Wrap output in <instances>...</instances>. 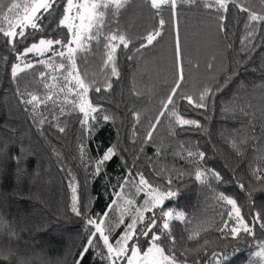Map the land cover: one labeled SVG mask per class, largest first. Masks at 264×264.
I'll return each instance as SVG.
<instances>
[{"label": "trees", "instance_id": "16d2710c", "mask_svg": "<svg viewBox=\"0 0 264 264\" xmlns=\"http://www.w3.org/2000/svg\"><path fill=\"white\" fill-rule=\"evenodd\" d=\"M11 2L0 0V5ZM15 2L23 4L25 0ZM244 2L261 10L260 0ZM162 15L168 21L162 36L137 54L135 48L139 47V38L157 25L158 18L145 0H129L121 11L119 25L134 44L130 49L118 51L120 78L112 79L111 91L89 94L93 103H102L106 109V112L97 113L96 132L91 139L86 138L75 114L60 118V126L66 128L63 133L57 130L55 121L42 126L43 134L38 131L16 96L18 86L21 92L26 88L28 91L40 90L35 73L29 71L17 82L12 80L10 64L14 54L6 43L7 38L0 35V58L8 59L7 63L0 59V221L8 226L0 227V249L11 248L15 253L10 264H18L21 259L28 264H73L90 234L86 220L106 210L113 199V186L122 182L128 168L133 169V175L143 172L154 184L164 183L162 178L156 177L162 170L165 177L169 173L175 176L176 171L185 173L182 180H174L179 196L165 204V208L184 211L191 221L187 225L173 222L178 248H195L208 240V256L212 251L230 254L225 264H248L250 259L259 260L251 256L264 241V230L258 224L254 236L241 234L237 239L230 236L221 239L215 229L222 226V220L228 219L230 210V206L217 202L219 192L237 200L245 220L251 222L257 212L264 218V180L258 181L252 175L253 169H259L257 174L264 176V47L242 51L244 46L240 38L245 34L242 22L246 17L238 14L234 5H229L226 33L219 32L214 13L210 15L199 6H178L184 75L179 93L197 98L206 87L212 92L205 109H195L176 97L181 114L188 119L200 120V129L175 124L170 127L164 117L152 142L144 143L149 125L160 109V101L177 79L175 33L167 7ZM237 19L241 22L237 23ZM255 43H264V26ZM23 46L18 45V49ZM127 56L135 58L128 60ZM100 64V54L95 52L90 55L87 65L81 64V70L86 67L90 78L96 74L103 83ZM40 70L43 69L37 68L36 72ZM133 81L140 96L133 95ZM226 107L230 109L227 112ZM240 108L244 112L239 111ZM43 111L51 120L49 112ZM133 111L141 113L138 124L132 116ZM105 114L114 115L115 119L105 123L102 119ZM234 138L247 140L241 148L242 155L230 146L229 142ZM81 142L86 145L83 161L78 150ZM113 145L118 154L104 166L106 175L93 178L95 159ZM157 148L162 149L159 156L156 155ZM188 151L204 152L202 164L197 165L193 158H188ZM197 166L219 172L223 182L211 180L209 185H202L195 181L194 175L189 174L194 173ZM75 182L79 184L77 192L83 218L70 210L72 193L69 184ZM240 183L245 185L243 190L238 187ZM229 223L234 224V221ZM205 228L210 230L202 232L196 241L187 240L189 232L186 229ZM9 230L16 235L10 238ZM181 235L184 240L179 243ZM99 250L105 251L102 247ZM199 255L202 261L208 258L203 251ZM83 264L104 262L90 250Z\"/></svg>", "mask_w": 264, "mask_h": 264}, {"label": "snow or ice", "instance_id": "6c2138e0", "mask_svg": "<svg viewBox=\"0 0 264 264\" xmlns=\"http://www.w3.org/2000/svg\"><path fill=\"white\" fill-rule=\"evenodd\" d=\"M151 9L155 10L158 23L146 34L139 38V47L135 52L139 54L142 49L152 46L163 34L165 25L168 23L163 18L162 12L165 7L169 9L172 23V31L175 33L174 55L177 64V79L167 96L160 101V109L150 123L144 137V143H151L154 133L157 131L162 118L167 117L169 126H194L196 129L202 127L200 120L188 119L179 111L176 97L187 101L189 106L195 109L208 107L206 100L212 92L211 88H205L198 94L197 98L192 95H181L179 90L184 79L182 66V50L179 36L178 6H199L208 11L210 15L215 14L218 30L221 33L228 31L227 12L229 5H234L238 14H244L243 28L245 34L240 38L242 51H251L256 47H264V43L256 44L258 33L264 26V0L261 2V10H256L244 0H145ZM129 4V0H25L23 4L12 0L11 3L0 5V35L7 38L6 43L14 54V61L10 64L11 78L17 82L22 75L29 71L35 73L36 84L39 91H20L16 89L18 103L25 106L38 131L42 133L45 123L51 124L55 121V127L61 133L66 128L60 126V118L65 115L75 114L78 117L81 130L91 139L96 132L97 113L106 112L102 103H93L90 92L96 94L111 91L112 79L120 78L118 68V51L130 49L134 41L127 31L119 25L121 11ZM22 9V10H21ZM47 21V23H45ZM237 19V23H240ZM31 40L30 43H26ZM18 45H24L18 49ZM231 47V45H229ZM98 52L101 58L100 77L93 74L91 78L87 68L81 70V64L87 65L90 55ZM134 56H127L133 60ZM5 63L7 57H2ZM212 67L211 64L208 65ZM37 68H42L38 73ZM99 85V86H98ZM133 95L140 96L141 93L135 89L133 81ZM51 115V120L44 115L43 110ZM226 112L229 108L224 109ZM239 111L244 112L243 108ZM246 115V113H245ZM132 116L138 124L141 113L133 111ZM105 123L113 121L114 115L102 116ZM136 125H133L135 129ZM135 136V131L133 132ZM231 148L242 155L241 148L247 140L232 139ZM80 158L83 161L86 155V145L78 143ZM143 151V149H141ZM116 146L108 147L101 156L95 159L91 175L93 178L106 175L104 166L116 156ZM162 154V149H156V155ZM188 158H193L197 165L202 164L205 153L202 151H188ZM15 159H19L16 157ZM138 159V158H137ZM121 160L123 157L121 156ZM135 165V161L133 162ZM155 172V169H152ZM162 170L156 173L157 178H162L164 183H152L143 172L127 169V175L121 178L122 182L113 186V199L107 205L102 214L86 220V228L90 232L86 243L81 246L78 257L73 264H83L90 250L104 264H225L230 259V254L212 251L208 256L209 241L197 247L178 248L177 236L174 234L173 222L179 221L186 225L191 221L184 211L172 207L165 208L168 201L179 196V188L174 180L180 181L185 173L176 171V175L169 173L163 176ZM259 169H253L252 175L258 181L264 180V176L258 175ZM195 181L202 185H209L211 180L222 183L223 177L214 169L197 166L194 173ZM75 181V177H72ZM78 182L70 183L71 205L70 210L76 216L83 218L80 197L78 195ZM238 187L243 190L245 185L240 183ZM119 189L117 191L116 189ZM251 195V193H249ZM217 202H223L230 206L227 212L228 219L222 220V226L215 230L221 234V239L231 237L237 239L241 234L255 235V226L258 224L264 230V218L259 212L252 216V221L245 220L241 207L237 200L224 192L216 196ZM230 221L234 224L230 225ZM0 227L7 228L5 222L0 221ZM118 229L122 231L117 232ZM210 228L189 231L188 241H196L202 232ZM8 236L14 237L13 231H8ZM184 236L181 235L179 243ZM105 251L101 252L99 249ZM203 251L208 257L202 261L199 253ZM239 251V249H235ZM15 253L9 248L7 251L0 249V264H10ZM252 257L259 260L248 261V264H264V241L259 244V250L251 253ZM190 257L194 259L190 260ZM18 264H28L21 259Z\"/></svg>", "mask_w": 264, "mask_h": 264}, {"label": "rangeland", "instance_id": "374dc122", "mask_svg": "<svg viewBox=\"0 0 264 264\" xmlns=\"http://www.w3.org/2000/svg\"><path fill=\"white\" fill-rule=\"evenodd\" d=\"M22 10V9H21ZM259 250V248L256 250V251H258Z\"/></svg>", "mask_w": 264, "mask_h": 264}]
</instances>
